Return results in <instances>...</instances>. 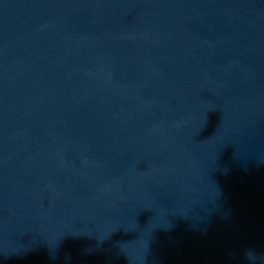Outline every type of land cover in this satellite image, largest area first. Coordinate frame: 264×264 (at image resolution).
I'll list each match as a JSON object with an SVG mask.
<instances>
[{
    "label": "water",
    "instance_id": "water-1",
    "mask_svg": "<svg viewBox=\"0 0 264 264\" xmlns=\"http://www.w3.org/2000/svg\"><path fill=\"white\" fill-rule=\"evenodd\" d=\"M0 264H264V0H0Z\"/></svg>",
    "mask_w": 264,
    "mask_h": 264
}]
</instances>
